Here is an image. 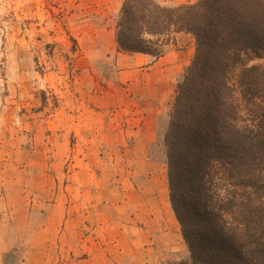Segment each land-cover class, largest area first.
Instances as JSON below:
<instances>
[{
	"label": "rangeland",
	"instance_id": "rangeland-1",
	"mask_svg": "<svg viewBox=\"0 0 264 264\" xmlns=\"http://www.w3.org/2000/svg\"><path fill=\"white\" fill-rule=\"evenodd\" d=\"M121 2L0 0V264L187 256L162 138L194 40L172 34L159 57L118 51Z\"/></svg>",
	"mask_w": 264,
	"mask_h": 264
},
{
	"label": "trees",
	"instance_id": "trees-1",
	"mask_svg": "<svg viewBox=\"0 0 264 264\" xmlns=\"http://www.w3.org/2000/svg\"><path fill=\"white\" fill-rule=\"evenodd\" d=\"M176 33L194 54L162 144L187 256L167 264H264V0H122L118 51L159 57Z\"/></svg>",
	"mask_w": 264,
	"mask_h": 264
},
{
	"label": "crops",
	"instance_id": "crops-1",
	"mask_svg": "<svg viewBox=\"0 0 264 264\" xmlns=\"http://www.w3.org/2000/svg\"><path fill=\"white\" fill-rule=\"evenodd\" d=\"M179 34V33H176V35Z\"/></svg>",
	"mask_w": 264,
	"mask_h": 264
}]
</instances>
